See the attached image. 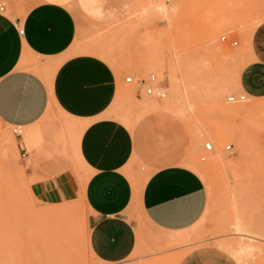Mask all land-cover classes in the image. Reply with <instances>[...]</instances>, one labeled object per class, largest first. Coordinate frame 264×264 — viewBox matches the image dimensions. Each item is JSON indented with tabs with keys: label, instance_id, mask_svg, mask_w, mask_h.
<instances>
[{
	"label": "rangeland",
	"instance_id": "374dc122",
	"mask_svg": "<svg viewBox=\"0 0 264 264\" xmlns=\"http://www.w3.org/2000/svg\"><path fill=\"white\" fill-rule=\"evenodd\" d=\"M128 1L133 12L119 24H80L74 52L94 53L116 72L118 90L109 116L126 124L137 117L134 127H127L135 144L131 172L143 176L163 165H184L187 158L195 169L184 166L197 172L207 193L204 212L188 236L168 243L171 232H148L128 264H144L160 252L181 256L199 246L225 249L220 240L243 248V263L228 255L235 264H264V96L227 101L243 93L234 89L235 70L247 60L250 34L264 20V0ZM152 60L165 63L160 76L149 65ZM173 78L181 88L177 96ZM147 85L162 88L165 96L145 93ZM154 105L160 109L151 110ZM61 119L50 110L42 119L44 129ZM13 129L0 125V264L39 262L46 258L41 246L49 250L51 264H102L86 246L81 197L51 206L32 199L28 163L20 160L16 140L25 129L18 128L19 134ZM23 143L30 152L33 146ZM237 222L244 230L236 229ZM238 232L262 240L246 241Z\"/></svg>",
	"mask_w": 264,
	"mask_h": 264
},
{
	"label": "crops",
	"instance_id": "0c3cea01",
	"mask_svg": "<svg viewBox=\"0 0 264 264\" xmlns=\"http://www.w3.org/2000/svg\"><path fill=\"white\" fill-rule=\"evenodd\" d=\"M0 4V125L25 129L24 137L16 140L20 160L28 163L25 173L32 179L35 203L51 206L81 197L86 246L102 264L134 262L131 256L148 232H171L168 243L188 236V228L195 226L206 207L203 180L187 158L181 163L193 169L167 164L147 175L132 173L129 163L135 144L128 128L134 127L137 117L126 124L109 116L118 90L116 72L94 53L74 52L80 24H119L132 14V4L128 0H0ZM247 43L239 87L251 97L264 96V20ZM159 109L154 105L151 110ZM50 110L62 119L45 130L42 119ZM23 142L33 146L30 152ZM44 250L45 259L29 264H51L49 250L41 246L40 254ZM228 255L225 249L208 245L190 248L181 256L155 253L144 264H235Z\"/></svg>",
	"mask_w": 264,
	"mask_h": 264
},
{
	"label": "bare ground",
	"instance_id": "6f19581e",
	"mask_svg": "<svg viewBox=\"0 0 264 264\" xmlns=\"http://www.w3.org/2000/svg\"><path fill=\"white\" fill-rule=\"evenodd\" d=\"M161 10L164 12V13H166V8L162 5L161 6ZM245 44V43H244ZM157 58V57H156ZM161 59V58H160ZM245 60V59H244ZM163 62V61H162ZM162 62H161V60H152V61H150V63H149V65H151V66H153L154 67V70H155V72L157 73V75L158 76H160L161 75V72H160V68H161V66H162ZM246 62H247V60L246 61H244V62H241L240 63V65L238 66V68L235 70V75H234V89H237V90H239L240 89V87H239V82H238V76H239V72H240V70L244 67V65L246 64ZM165 64V63H164ZM164 64H163V66H164ZM168 64V63H167ZM162 66V67H163ZM167 67V66H166ZM176 79H171V89L173 90V94L174 95H178V91H179V89H181L180 88V86L179 85H177L176 84ZM180 92V91H179ZM164 96H165V93H164ZM246 96V95H245ZM248 97H250L249 95H247ZM179 98V97H178ZM174 99H175V97H174ZM176 100H177V98H176ZM176 102V101H175ZM20 128V127H19ZM20 129H22V128H20ZM22 131V130H21ZM20 131V132H21ZM2 140L4 139V138H1ZM11 142V141H10ZM244 143H243V141L240 139V141H239V145L241 146V148H243V145ZM132 176V175H131ZM242 224H240L239 222H237V223H235L234 224V226L236 227V229L237 230H240V228L241 227H243V226H241ZM241 230H244L243 228H241ZM242 232V231H241ZM239 233V232H238ZM243 233V232H242ZM240 234V233H239ZM241 236H244L243 238L245 239H247L246 241H250L251 242V240L250 239H254V240H256V239H259V240H262V238L260 239V238H258V237H254V236H251V235H248L247 233L246 234H240ZM218 244L220 245V246H222V247H224L225 249H227L228 250V252L229 253H231L234 257H236L241 263H243V256H242V253H241V251H242V247H238V246H236V245H233L232 243H230V242H227V241H222V240H220V241H218ZM247 244H251V243H247Z\"/></svg>",
	"mask_w": 264,
	"mask_h": 264
},
{
	"label": "built area",
	"instance_id": "2783aa9c",
	"mask_svg": "<svg viewBox=\"0 0 264 264\" xmlns=\"http://www.w3.org/2000/svg\"><path fill=\"white\" fill-rule=\"evenodd\" d=\"M3 9V5L0 4V10ZM21 32V30H20ZM221 40L224 41L225 40V36H222L221 37ZM237 42L236 41H233L232 44L235 45ZM155 77L153 75L150 76V80L151 81H154ZM145 93L149 94V95H154L156 97H164V92L162 90V88L160 87H154V86H146L145 87ZM246 99V96H245V93H240V94H233V95H229L227 97V101L229 102H237V101H243ZM19 127H14L13 131L16 132L17 134L20 133V130H17ZM204 147L206 150H211L212 149V145L210 142H205L204 143ZM232 148V145L231 144H227L225 146V149L227 150H230Z\"/></svg>",
	"mask_w": 264,
	"mask_h": 264
},
{
	"label": "snow or ice",
	"instance_id": "6c2138e0",
	"mask_svg": "<svg viewBox=\"0 0 264 264\" xmlns=\"http://www.w3.org/2000/svg\"><path fill=\"white\" fill-rule=\"evenodd\" d=\"M262 59H264V56H262Z\"/></svg>",
	"mask_w": 264,
	"mask_h": 264
}]
</instances>
